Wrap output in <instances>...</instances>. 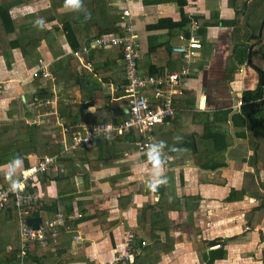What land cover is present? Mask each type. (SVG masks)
Instances as JSON below:
<instances>
[{
	"label": "crops",
	"instance_id": "1",
	"mask_svg": "<svg viewBox=\"0 0 264 264\" xmlns=\"http://www.w3.org/2000/svg\"><path fill=\"white\" fill-rule=\"evenodd\" d=\"M184 2L183 7L179 0H130L128 4L140 46L139 71L144 75L180 69L172 48L188 36L191 20L202 33L184 94L173 100L176 115L155 127L158 141L151 135V144L162 145L166 183L155 190L148 186L153 165L147 150L136 154L131 146L121 153V146L103 141L87 147L70 164L62 165L65 178L43 180L45 198L32 210L38 211L41 221L57 212L80 213L82 218L61 231L56 245L40 249V263L25 258L23 264H103L129 253L128 234L146 246L130 252L127 264H264V107L263 112L256 109L262 96H254L264 83V15L255 21L254 0ZM26 3L32 5L31 13L15 19L13 15ZM81 5L80 10H72L67 0H22L10 10L19 27L33 17L42 19L51 39L39 43L36 58L11 50L8 67L0 53V113L11 108L16 116L11 102L14 93L25 102L33 91L77 97L75 82L66 92L64 72L56 70L57 63L69 56V41L76 39L83 45L101 32L123 35V5L116 0H81ZM182 17L188 20L186 31L155 27L163 20L170 21L167 25L179 23ZM69 25L72 35L64 27ZM16 32L7 36V42L15 39ZM94 51L101 52L95 65L99 71L94 73L101 83L122 84L119 49ZM39 59L47 65L50 78H29ZM76 70L78 77L87 75ZM239 100L242 106L236 107ZM93 110L80 112L79 122ZM210 131L225 136L226 149L219 138L209 140ZM177 138L179 143L174 142ZM28 162L35 163L36 158L31 155ZM6 165L0 166L2 186H10L4 175ZM16 247L17 261V221L14 213L1 211L0 264ZM31 254L33 250L27 257Z\"/></svg>",
	"mask_w": 264,
	"mask_h": 264
},
{
	"label": "built area",
	"instance_id": "2",
	"mask_svg": "<svg viewBox=\"0 0 264 264\" xmlns=\"http://www.w3.org/2000/svg\"><path fill=\"white\" fill-rule=\"evenodd\" d=\"M123 5L120 10L122 21V36L102 35L92 37L86 46L80 50H71L72 56L80 71L94 73V66L87 59L94 50L106 48H118L120 63L123 68V82L115 85L111 81L101 85V91L108 97L109 103H121L126 118L121 122L112 123H85L66 122L60 119L58 106L73 104L68 98L56 94L39 98L33 91L31 102H24L29 106L32 117L25 120L27 125H42L46 133L56 138L62 145L60 154H71L74 151L84 152L85 149L99 140L114 142L124 136L135 135V140L129 142L133 152L141 154L151 144V134L155 127L172 120L176 112L172 107L173 100L184 94L186 81L192 72V64L201 49V35L198 32V24L193 19L190 21L188 36L181 37L180 43L172 48L175 54L182 58V64L177 72L164 74L144 75L138 69L141 60L140 46L134 32L130 0H116ZM29 78L45 80L50 78L47 65L39 59L36 66L29 74ZM28 103V104H27ZM242 106L239 100L236 107ZM48 118H53L48 121ZM44 119V120H42ZM126 156V153H124ZM58 156H44L28 167L18 170L19 187L13 191L10 186L0 184V211L12 206L18 227V253L15 264H23L31 250L35 247L47 248L50 244H57V228L69 229V223H74L82 218L80 213L65 215L57 212L51 219L41 221L36 229L28 226L26 221L31 216L32 210L39 206L45 198V190L39 178L48 174L50 179H56L64 173ZM78 237H75L77 239ZM135 236L128 234L126 243L131 248ZM146 242H141V247ZM212 248H219V245ZM131 261V255H118L113 260L103 264H126Z\"/></svg>",
	"mask_w": 264,
	"mask_h": 264
},
{
	"label": "trees",
	"instance_id": "3",
	"mask_svg": "<svg viewBox=\"0 0 264 264\" xmlns=\"http://www.w3.org/2000/svg\"><path fill=\"white\" fill-rule=\"evenodd\" d=\"M21 1L22 0H15V1L9 2L6 0H0V53L2 54L7 67H8L9 60H10L9 53L11 50L20 49V51L22 52V55L24 57H26V56L28 57V56L32 55L31 57L36 58L34 53H35V50L37 49L39 43L42 40L51 39V37H50L51 31L44 30L43 26L42 27L38 26L36 24V21L38 19H34L35 17L30 19L29 22L27 21L26 26L22 27L23 24L21 25V27L16 25V21L13 20L10 10L14 6L19 5L21 3ZM179 4L182 7L185 6L184 0H179ZM251 8L254 9L255 6H252ZM165 23H170V21H167V20L160 21L159 23H157L155 25V27L156 28H167L168 30L171 29V30H176L178 32L179 31L183 32L188 25V20L186 17H182V20L179 23H173L171 25H167ZM17 27H19L21 29V31H18V33L16 32ZM64 27H65L66 32L68 34L72 35V31H73L72 27L70 25L64 26ZM54 29H57V28L54 27ZM15 32L17 33V36L15 37V39L7 42V36L15 34ZM198 32L201 35V39H202L201 30H198ZM101 33H99L98 35L99 36L103 35ZM67 37H68V40L73 39L70 35H67ZM73 40L74 41H69V46H70L71 50H80L82 47L86 46L88 43L86 41V43H84L82 45L80 42L76 41V39H73ZM258 44H256L255 46L258 47L257 46ZM152 52H153V50L152 51L149 50V53H152ZM255 52L256 51H254L253 53H255ZM100 53L101 52L92 51L87 60L89 62H91L92 64H94V66H95L96 63H98L97 57H98V55H100ZM261 55H262L263 62H264V53ZM174 58L178 61L179 65L181 66V64H182L181 56L175 55ZM262 64H264V63H262ZM60 68H61L60 71L64 72L63 87H64L65 91L67 92L70 89V87L72 85H74L75 79L79 76V74L77 73V70H76L78 68V64H77L76 60L72 56L69 55L64 59H61L60 62L57 63V65H56L57 72ZM255 68H257V70L261 71L258 67H255ZM138 69L140 70V63H138ZM98 71L99 70L95 66L93 72L95 74H97ZM263 72H264V69H263ZM263 82H264V73H263ZM105 83H107V82H105ZM49 95H50V93H48L46 91L37 93V96L39 98L47 97ZM259 95L262 96L261 104L257 105L256 109L263 112L264 83H263V86L257 87V91H256L254 96H255V98H257ZM259 98H260V96H259ZM30 102H31V100L28 101V103H30ZM93 105H98V106L96 108H94V110L92 112H89L86 114V118L84 121L85 123L102 122V123L115 124V123L121 122L122 120H124L126 118V115L124 114L122 106H121L122 104L121 103H116V104L109 103L108 97L106 95H104L103 91H99L95 94V98L93 99ZM172 107H174V106H172ZM255 107H256V105H255ZM30 111L31 110L29 109V106H28L27 108L24 109L23 119L12 124V130L16 129L17 135L13 141H11L13 138L8 140L12 143V147H10V145L6 146V144H4V146H3L2 142L6 138L8 139V134H9V132L12 131V130L9 131L10 128L7 127V125H10L7 119H10L12 117V113L8 109L4 110V113L6 112L5 117H4L6 120L2 123H1L2 120H0V123H1L0 124V166L6 165L14 156H20L23 160V166L22 167L26 168L30 165L28 162V157L31 155H33L36 158V160H40L44 156H55L56 155V156H58V158H57L58 161L61 163V165H64V167H65V165L70 164L71 161L74 159L75 155L77 153H80L81 151H74L73 153L68 154V155L60 154L61 150H62V145L60 144V142L56 138H53L46 133V129L44 126H42V125H27L25 123L26 119L32 117L31 116L32 112H30ZM58 111H59L60 119H62V121L64 123H66V122H75V123L79 122L78 118L80 117V112L78 111V109H73L69 105V107H67V106L58 107ZM0 116H1V113H0ZM209 134H210L209 137L211 138L209 140L211 142H213L214 139L219 138L223 144V146L221 148L226 149L228 142H226L227 140L225 139V136L223 134H220L217 131H210ZM151 135L154 136L153 141H158L159 137L156 136V128L153 129ZM134 140H135V135L131 134L130 136H124V137L118 138L114 142H108V143H107V141H103V142H106L107 144H111L112 147H114L116 145L121 146L122 147L121 153H122L123 151L129 150L132 148L131 145H129V142L134 141ZM99 141H102V140H99ZM8 144H9V142H8ZM181 145H184V144H181ZM17 175H18V171H17ZM62 176L63 175L60 174L58 176V178L62 177ZM64 176H63V178H65ZM48 179L50 180L49 175L45 174L44 176H41L39 178V181L41 182V184H43V180L48 181ZM48 209H50V207ZM5 210L10 214L14 213V210H13L11 205L6 207L5 209H3L1 211H5ZM14 215H15V213H14ZM71 224H73V223H69V229H70ZM71 227H73V225ZM63 230H65V229L64 228H57V230H56L57 234L60 235L61 231L63 233ZM141 242H142V240L140 238L136 239V236H135V240L133 242V245L131 246V248L128 249V252L129 253L135 252L138 249V247L141 246ZM16 252H17V247L13 248L10 252H8L6 254V258L4 259V263L5 264H11L13 261H16V256H15ZM39 252H40V248L35 247L33 250V254H31L29 257H27V260H31V261L34 260L35 263H40L41 258L39 256ZM59 253L61 254L62 251H60ZM135 256H136V254H135Z\"/></svg>",
	"mask_w": 264,
	"mask_h": 264
},
{
	"label": "clouds",
	"instance_id": "4",
	"mask_svg": "<svg viewBox=\"0 0 264 264\" xmlns=\"http://www.w3.org/2000/svg\"><path fill=\"white\" fill-rule=\"evenodd\" d=\"M67 5L72 10H80L81 9V0H67ZM38 26H43L44 21L42 19H38L36 21ZM161 150L162 145L159 143L150 144L147 149V155L149 161L153 165L152 175L148 180V186L155 190L156 186L159 184L166 183V177L162 175V159H161ZM23 160L20 156H14L6 165V171L4 175L10 181L11 190L15 191L19 187V182L14 179L17 171L22 168Z\"/></svg>",
	"mask_w": 264,
	"mask_h": 264
},
{
	"label": "rangeland",
	"instance_id": "5",
	"mask_svg": "<svg viewBox=\"0 0 264 264\" xmlns=\"http://www.w3.org/2000/svg\"><path fill=\"white\" fill-rule=\"evenodd\" d=\"M6 1H12V0H6ZM254 2H255V4L258 6V8H256V10L258 11L255 15H256V17H255V21H257L258 20V18L259 17H261L262 18V16L264 15V0H262V1H260V0H254ZM18 8V7H17ZM19 11H17L15 14H16V16L15 15H13L14 13L12 12V15H13V17L15 18V19H17L18 18V16H20V14L21 13H23V14H27V13H31L30 11L31 10H33L32 9V5L30 6V4L29 3H26L24 6H20L19 8ZM20 12V13H19ZM258 22V21H257ZM262 24H263V21L261 22V27H262ZM38 53V52H37ZM37 53H35V57H36V55H38ZM264 69V68H263ZM7 76V77H6ZM4 77H6V78H11L12 76L11 75H6L5 74V76ZM14 78V77H13ZM6 80V79H5ZM1 88L4 90L5 89V91H8V89H6V88H4V86L3 85H1ZM10 91V90H9ZM8 91V92H9ZM97 93V92H96ZM77 94H78V91H77ZM70 96H71V98H69V100H72V99H74V98H76V95L75 94H70ZM19 98V96H18V94L17 93H14V95H13V98H12V100H11V102H12V106H13V111L14 112H16V116L14 117V116H12L10 119H7L8 120V122H9V124L10 125H7V127H9L10 129H9V131H11L12 130V124L13 123H15V122H17V121H19V120H22L23 119V113H24V107H27L25 104H24V102H22V101H20V99H18ZM72 102V101H71ZM60 104V106L61 107H63V106H65V105H63L64 103H59ZM98 105H93V109L94 108H96ZM67 107H69V105L67 106ZM70 107L71 108H73V109H77V105L76 104H71L70 105ZM92 108H90V109H92ZM9 111H11V108H9ZM6 113V112H5ZM5 113H1V116H0V120H2L1 121V123L2 122H4L5 120H4V117H5ZM0 123V124H1ZM26 123V122H25ZM183 132H185V133H187V132H190L191 133V131L190 130H183ZM16 135H17V131H16V129H14V130H12L11 132H9V134H8V139L6 138V139H4L3 140V146H4V144H6V146L7 145H10V147H12V143L10 142V141H8L9 139H12L11 141H13L14 139H15V137H16ZM8 142H9V144H8ZM174 142L175 143H179L180 142V140L177 138V139H175L174 140ZM124 155V154H123Z\"/></svg>",
	"mask_w": 264,
	"mask_h": 264
},
{
	"label": "water",
	"instance_id": "6",
	"mask_svg": "<svg viewBox=\"0 0 264 264\" xmlns=\"http://www.w3.org/2000/svg\"><path fill=\"white\" fill-rule=\"evenodd\" d=\"M75 85L78 87V94L72 100V103L77 105L79 112L85 113L87 109L93 107L95 94L102 89L101 81L94 73H87L85 77H77L75 79ZM40 222L41 218L39 217L38 211H33L31 218L26 221L27 225L33 229H36Z\"/></svg>",
	"mask_w": 264,
	"mask_h": 264
}]
</instances>
